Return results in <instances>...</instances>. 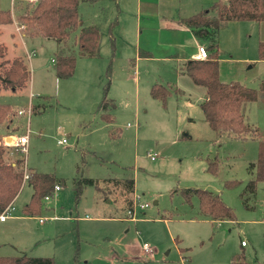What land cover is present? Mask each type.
<instances>
[{"label":"rangeland","instance_id":"rangeland-1","mask_svg":"<svg viewBox=\"0 0 264 264\" xmlns=\"http://www.w3.org/2000/svg\"><path fill=\"white\" fill-rule=\"evenodd\" d=\"M27 3L33 2L0 0V7L13 17L1 27L5 58L22 59L29 72L24 87L0 91V103L15 112L7 127L0 126V141L10 148V161L19 156L11 143L14 137L27 134L20 149L23 169L64 181L53 195L39 201L35 215L46 218L39 224L45 227L46 242L37 249L45 245L54 264H230L234 253L250 264H264V182L257 183L254 193L245 190L251 178L249 163L257 160L264 141V97L244 108L256 135L217 134L200 107L205 88L188 78L180 59L137 58L139 31L122 26L128 13L119 16V28L113 27L116 17L104 25L100 10L112 16V0L81 5L83 11L89 9L85 13L98 14L100 55L86 60L76 56L73 75L58 78L57 42L24 28L15 18ZM74 37L71 34L67 45L76 54ZM258 41H264V21L232 20L222 25L217 39L222 81L254 88L264 82ZM107 82V97L114 102L111 122L96 111ZM155 82L170 87L165 104L150 95ZM21 109L26 111L18 114ZM16 123L19 128L11 133ZM63 138L65 143H59ZM153 153L156 157L151 159ZM209 162L216 165V173L207 170ZM84 178L93 184H83ZM130 178L135 191L125 195L118 181ZM229 181L237 182L226 186ZM187 187L218 194L234 212V220L203 217L197 196L188 201L183 195ZM31 194L24 180L11 214L22 212ZM130 196L133 202L138 197L132 217L126 212ZM139 203L147 207L140 209ZM144 243L148 253L142 251Z\"/></svg>","mask_w":264,"mask_h":264},{"label":"trees","instance_id":"trees-1","mask_svg":"<svg viewBox=\"0 0 264 264\" xmlns=\"http://www.w3.org/2000/svg\"><path fill=\"white\" fill-rule=\"evenodd\" d=\"M80 0H37L27 3L19 10L15 18L27 29H34L46 38L54 39L58 44L55 53L54 68L58 78L73 75L76 56L97 58L100 53L101 33L97 25H80L78 12ZM10 10L0 7V25L12 22ZM246 20L264 21V0H220L201 9L188 17L177 19V23L188 28L201 42L206 44L208 56L204 59H190L184 63V72L195 84L205 88V98L200 102L204 119L208 126L217 134H227L244 138L247 134L256 135L255 130L246 122L244 108L246 103L264 97V82L258 88L249 87L239 81H222L219 76L217 39L219 29L228 21ZM75 33L74 45L77 53L70 52L67 45L71 34ZM6 48L0 44V91L16 90L24 87L29 78V72L24 61L18 57L5 58ZM259 58H264V41L258 42ZM110 73V63L107 66ZM109 82L103 85L102 96L96 111L105 122H111L113 117L110 110L114 107L112 99L107 97ZM169 86L153 84L150 95L165 104L170 94ZM15 112L8 104L0 103V126L7 127ZM19 128L16 123L10 132L15 133ZM19 156L8 161L10 148L0 141V213L6 209L18 195L24 180L32 188L30 201L22 207V213L34 215L38 211L42 197L54 194V187L64 183L51 174L26 172L23 169L24 158L20 150L14 148ZM207 170L212 174L217 172L213 162H209ZM250 180L245 190L254 193L258 182H264V141H261L259 153L255 162L249 163ZM25 175L27 177L25 178ZM83 184H93L90 178L81 180ZM126 193L134 189L132 178L118 181ZM237 181L226 182L231 186ZM79 191L76 197L79 196ZM186 200L192 195L197 196L200 214L209 220H234V212L225 204L218 194H213L200 187H187L182 190ZM0 264H54L50 256H31L25 253L13 256H0ZM230 264H250L244 256L234 253Z\"/></svg>","mask_w":264,"mask_h":264},{"label":"crops","instance_id":"crops-1","mask_svg":"<svg viewBox=\"0 0 264 264\" xmlns=\"http://www.w3.org/2000/svg\"><path fill=\"white\" fill-rule=\"evenodd\" d=\"M98 1L100 0H80L78 6L80 25H97L100 29V26L96 23L98 14L96 15L92 12L85 13V10L87 11L89 9L82 10L84 5L94 6ZM217 1L220 0H129V2L127 0H112V16H108L107 10L104 12L101 9V13H98H100V17H104V25L107 22H113L112 19L116 17L113 27L118 26V28L119 16L123 12L129 14L128 18L124 17L122 26L124 27L126 25L124 28L127 29L131 25L132 28L139 31L137 34V46L134 48L137 58H150L155 56L175 60L180 59L184 67V63L187 60L201 59L198 57V47L203 45L206 48V44L199 41L188 28L179 25L176 21L179 18L193 15ZM1 27L2 25H0V33ZM108 32L114 40L116 37L112 36L113 29H109ZM100 33L102 38L101 29ZM79 58L80 60H86L88 57ZM156 83L158 82L153 84ZM204 95H206L205 92ZM185 137H189L188 134ZM134 189L130 193H126L124 190L122 193L130 195L134 193ZM130 198L132 197L130 196ZM13 202L10 204L12 208ZM127 203L128 206L130 205L128 209L134 210L133 198L129 199ZM162 218L165 219L164 216ZM45 219L35 214L26 215L22 212L11 214L10 212L4 220H0V256H13L14 254H6L10 252L17 253L15 255L25 253L31 256H49L45 254V245L37 249L40 244H45L46 242L45 227L39 225ZM241 245L245 244L243 243Z\"/></svg>","mask_w":264,"mask_h":264},{"label":"built area","instance_id":"built-area-1","mask_svg":"<svg viewBox=\"0 0 264 264\" xmlns=\"http://www.w3.org/2000/svg\"><path fill=\"white\" fill-rule=\"evenodd\" d=\"M31 1L32 2H36L37 0H31ZM198 53H199L198 57L201 58V59L207 58V56H208L207 49L203 45H200L198 47ZM25 111L26 110H24V109L18 110V114H23ZM30 112H31V106L29 105L28 109H27V113L30 114ZM27 136L28 135L25 134V133L24 134H20L18 136H15L14 137V141L12 140L13 142H11L12 145H14V147H16L18 150H20V149L22 150L23 146L27 142V139H28ZM58 142L59 143H65V139L63 138V139L59 140ZM149 156H150L151 159H154L156 157L155 153L150 154ZM26 177H27V175H25V178ZM59 188H60V186L56 185L54 187V192H56ZM47 198H48V196L45 197V199H47ZM137 198L138 197L136 196L135 199H134V203H135V201H137ZM145 207H147V203H139V208L143 209ZM11 209H13V208H12L11 205H9L8 207H6V209L4 211H2L0 213V220H4L10 214V210ZM127 214H128V216L132 217L134 215V210L133 209H128L127 210ZM243 243L244 242L242 241L241 244H243ZM142 251L144 253H148L149 252V247H148V245L146 243L143 244Z\"/></svg>","mask_w":264,"mask_h":264},{"label":"water","instance_id":"water-1","mask_svg":"<svg viewBox=\"0 0 264 264\" xmlns=\"http://www.w3.org/2000/svg\"><path fill=\"white\" fill-rule=\"evenodd\" d=\"M10 137H8V139H9Z\"/></svg>","mask_w":264,"mask_h":264}]
</instances>
